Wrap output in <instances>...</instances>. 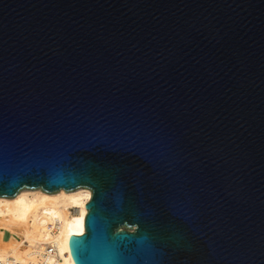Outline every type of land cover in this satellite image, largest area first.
<instances>
[{"label":"water","instance_id":"1","mask_svg":"<svg viewBox=\"0 0 264 264\" xmlns=\"http://www.w3.org/2000/svg\"><path fill=\"white\" fill-rule=\"evenodd\" d=\"M25 183L95 188L80 264H264V0H0Z\"/></svg>","mask_w":264,"mask_h":264},{"label":"clouds","instance_id":"2","mask_svg":"<svg viewBox=\"0 0 264 264\" xmlns=\"http://www.w3.org/2000/svg\"><path fill=\"white\" fill-rule=\"evenodd\" d=\"M95 195L87 183L54 190L25 183L0 192V264H80V251L73 254L69 238L84 233ZM138 231L137 223L125 220L113 234L128 238Z\"/></svg>","mask_w":264,"mask_h":264},{"label":"snow or ice","instance_id":"3","mask_svg":"<svg viewBox=\"0 0 264 264\" xmlns=\"http://www.w3.org/2000/svg\"><path fill=\"white\" fill-rule=\"evenodd\" d=\"M79 242L80 241H78V240L75 241V243L73 245L74 249H78Z\"/></svg>","mask_w":264,"mask_h":264},{"label":"bare ground","instance_id":"4","mask_svg":"<svg viewBox=\"0 0 264 264\" xmlns=\"http://www.w3.org/2000/svg\"><path fill=\"white\" fill-rule=\"evenodd\" d=\"M75 214H78V212H76Z\"/></svg>","mask_w":264,"mask_h":264}]
</instances>
